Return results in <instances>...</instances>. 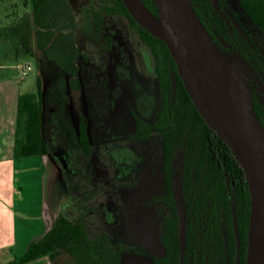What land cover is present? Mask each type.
Returning a JSON list of instances; mask_svg holds the SVG:
<instances>
[{
	"label": "trees",
	"instance_id": "1",
	"mask_svg": "<svg viewBox=\"0 0 264 264\" xmlns=\"http://www.w3.org/2000/svg\"><path fill=\"white\" fill-rule=\"evenodd\" d=\"M143 1L152 12L159 13L155 0ZM191 1L223 57L228 60V56H235L248 67L252 108L264 127V53L256 44L252 31L241 22L226 0H218V7L230 25L214 10L210 0ZM237 2L264 39V0ZM22 3L30 6V11L17 14L14 11L15 17L0 26V54L16 63L23 57L32 56L50 60L67 74L71 88L78 90L90 79V73H86L90 57L84 41L102 35L107 17L125 15L132 32L148 48L151 72L160 93L159 106L152 122L136 120L132 137L141 140L149 138L153 132L160 135L162 188L145 197L144 201V221L148 209H152L159 233L158 243L153 240L155 252L140 244L126 250L122 239L112 236L110 231H92L86 214L87 205L83 203L84 211H79L81 201L77 199L76 203L71 195V206L65 210L61 204L52 226L42 237L32 240L20 256L4 262L0 260V264H23L43 255L55 258L62 252H67L76 264H121L125 251L146 255L151 264H246L250 217L247 180L230 148L198 113L166 44L137 23L122 0H22ZM40 81L37 77L36 91L18 96L14 157L52 156L54 143L48 140L43 126L46 95ZM87 123V116H82L78 131L84 155L91 151ZM48 135H52L50 129ZM60 136L58 132L53 135L61 145ZM175 173L186 207V247L182 259L173 188ZM94 184L93 190L87 188L84 192L95 195L107 185L100 179ZM116 200H120V196L116 195ZM104 204L112 206L110 200ZM100 210L104 211L105 207ZM235 227L240 243L238 249ZM145 229H148L146 224L143 225ZM159 247H162L161 253Z\"/></svg>",
	"mask_w": 264,
	"mask_h": 264
},
{
	"label": "rangeland",
	"instance_id": "2",
	"mask_svg": "<svg viewBox=\"0 0 264 264\" xmlns=\"http://www.w3.org/2000/svg\"><path fill=\"white\" fill-rule=\"evenodd\" d=\"M226 1L232 10L238 13L241 22H243L246 27H249V29L252 31L256 44L264 53V39L262 34L258 31V29L255 28L254 25L250 24V21L243 14L237 0ZM23 10L30 11V6H24L22 0H0V26L9 23L10 20H12V17H15L14 11H16L17 14L21 13ZM102 33L110 37L111 41L114 43V46L107 54H105V59L106 62L108 61V63L105 65L106 67H102L103 70H106L108 76L105 75V79L100 76L99 81L103 82L102 84L106 88L108 92L107 95L111 100V95L112 97L117 96L115 101V111L117 112L119 110V113L121 114V111H127L129 107L134 106V102L132 100L135 95L138 94L140 97H145L146 105L151 108L150 114L152 117L150 120L153 119L158 104L157 82L155 78L149 73L150 69L147 52L143 48H137V41L139 37L134 31H131L129 19L122 14L107 17L104 28L102 29ZM102 37L103 36L100 35L98 36V39H102ZM87 51L89 56H91L93 59L102 60L103 57H101L100 52L95 48V45L88 44ZM4 63L13 64V66L10 68L14 71L13 75L18 73L22 65L26 63L30 64L31 69L19 82V92L23 93L27 91H36L37 77H40V86L42 87L43 94L46 95L47 99V101L45 100V104H43L44 107L42 111L44 121L43 126L47 138L48 129L50 127L52 135L59 131L65 136V139L69 145V149L77 150L79 147L78 141L76 139L78 130L77 127L79 124V114H85L88 112L87 99L83 91H76L74 88H71L68 84L67 74L59 67H56L55 64L50 60L36 59L32 56L23 57L19 63H16L12 60L4 58L0 54V65ZM228 63L233 68L235 73L241 77V79L243 78L247 86V92L251 96V87L249 85L250 73L248 67L232 55L228 56ZM5 70L6 68L0 67V76L6 75L4 73ZM97 71L101 72V69ZM98 76L99 75H97V77ZM139 85H142V87ZM257 92H259V89H257ZM53 101L56 102L57 108L53 103H51ZM97 103L98 102L96 100V105ZM105 107L108 108L107 103L105 104ZM50 108L56 109L50 110ZM133 109L135 108L133 107ZM145 110L148 112L147 108H145ZM92 112L94 122H97L98 112ZM111 117L112 116L110 115V118ZM131 118L132 116H129L126 119L125 115H120L121 121L129 120L132 127L133 125L131 123ZM47 121L49 123V127ZM124 134H126V125L116 124L113 127V136L117 137V139L122 138ZM90 144H92L90 146H93V148H91L90 154L84 156L77 152L72 154L73 165L77 168V170L80 169L81 172L84 173L85 177L88 175V165L93 163L92 167L94 168V153L92 150H94L95 144L94 142H91ZM159 145V139L156 141L155 136H153L150 140H147L144 144L146 156L150 155L151 158V160L148 161V168L150 170L145 176L144 180L138 182L137 178L133 176L132 180L134 181V187L130 185L126 188V190L124 189L123 191H119L117 189H115V191H108L109 200L114 209V212H112V224H107V222L104 223L102 220V213H96L99 211V204L106 201L107 199L106 196H108V194L104 195L106 193L104 192V189L101 191L104 194L100 193L99 195L88 196L84 198L80 195V193H82L87 188L92 190L95 188V184L90 180V177L88 176L89 178L87 182H85L86 179L83 181L85 186L82 185L81 180H79V177L77 176H75V179L71 182L70 179H67V175H64L62 166L56 160V158L49 156L48 163L45 166V186L47 187L48 191L47 203L50 207V210L56 215L60 208H62L61 204L63 209L66 210L68 206H71V203H69V194H72L74 200L79 199L81 201V205H83V203L87 205L86 214L88 215V224L90 225L92 231H110L112 236L118 239H123L124 243L129 244L124 245L126 250L132 247L133 244H140L151 252H155L153 240L155 239V241L158 243V221L152 212V209H148V215L144 221L145 216L142 210L144 205H142V202L145 200V197L160 192L162 188V177L159 169L160 165L157 161V159L160 157ZM121 154H123V152ZM120 167H122L126 172V169L123 166ZM94 169L96 170V167ZM98 173L100 178L106 175L110 178L114 176L112 169L105 172L103 168H100L98 169ZM113 181H115V179ZM70 186L72 189L71 193L70 191L68 192L67 189ZM132 189L137 192H133ZM116 195L120 196V200H116ZM76 200L75 202L77 203ZM117 203H120L119 207L116 206ZM134 205L137 207V209L140 206L141 208L139 210H133L132 207ZM137 223H140L138 226L139 229L135 230ZM144 224H146L148 229L143 230ZM158 252L161 251L158 250ZM21 254L22 252L13 250V252H11V257H8L7 259H1V261L4 262L9 258L20 256ZM51 261L52 264H76L75 260L67 252H62L55 258H52ZM121 264H151V260L146 255L125 251L122 254Z\"/></svg>",
	"mask_w": 264,
	"mask_h": 264
},
{
	"label": "water",
	"instance_id": "3",
	"mask_svg": "<svg viewBox=\"0 0 264 264\" xmlns=\"http://www.w3.org/2000/svg\"><path fill=\"white\" fill-rule=\"evenodd\" d=\"M122 1L142 28L166 44L198 113L227 144L242 168L250 194L246 264H264V127L252 108L245 81L221 54L191 0H155L158 14L152 12L143 0ZM210 2L230 25L218 7V0ZM224 79L231 80L245 93L241 106L233 101ZM173 186L178 204V242L182 255L186 246V211L177 174ZM235 234L239 245L236 227Z\"/></svg>",
	"mask_w": 264,
	"mask_h": 264
},
{
	"label": "flooded vegetation",
	"instance_id": "4",
	"mask_svg": "<svg viewBox=\"0 0 264 264\" xmlns=\"http://www.w3.org/2000/svg\"><path fill=\"white\" fill-rule=\"evenodd\" d=\"M115 15H121V14H115ZM112 16H114V15H112ZM255 28L258 29L256 26H255ZM132 30L133 29H131V31ZM103 33L101 35V36H103L102 39H98V37H93V40L90 39V40L84 41V47H85L86 51H87V45L93 44V45H95V48L99 50L100 55L103 58H102V60H97V59H93L91 56H89L90 57V62H89L90 67L87 68L86 73L87 72L90 73V79L84 81V84H82V87L80 89H78V90L74 89L76 91H83V93L87 99L88 112L85 114H81V113L79 114L78 127L81 125V117L87 116V118H88L87 128L89 130L88 131V133H89L88 143L90 144L91 142H94V144H95L94 150H92V151L94 153V155H93L94 168L96 167V170L92 167L93 163L91 165H88V168H89V170L87 168L88 175L85 177L84 173H82L80 169L77 170V168L72 163V154L73 153L77 152L80 155L84 156V154L81 152V142L79 140L80 136H79L78 130H77L76 139L78 141L79 147L77 150L76 149L75 150L69 149V145L67 143V140L65 139V136L62 133H60L59 131H58V133L61 134V136L59 137V138H61V139H59L60 140L59 142L62 143L61 145L58 143L57 139H54L53 135H51V136L48 135V138H49L48 140L51 141L52 143H54V145L51 149V151H52L51 157L56 158V160L61 164L62 169H63V173H64V175H67V179H70L72 182L75 179V176H77V177H79V180H81L82 185L84 184L83 181H85V179L88 180L89 177H90V180L93 181V183H95V181H98L99 179L103 180V181H105V183L108 186L104 185L102 187V189H100V191H103V189H104V192H106L105 194L103 192H100V193H103L104 195H106V194H108V191H110V190L115 191V189H117L119 191L120 190L123 191L124 189L126 190V188L129 187L130 185H132L134 187L135 186L134 181L132 180L133 176H135L137 178L138 182L145 179V176L147 175V173L150 170L148 168V161L151 160V158H150V155L146 156L144 144L146 143L147 140H150L153 136H155L156 141L159 139V142H160V145H159L160 157L157 159V161L159 162V165H160V163H161V139H160V135L155 133V132L151 133V135L147 139L136 140L135 138L132 137V134L134 133L135 128H136V120L137 119H139V120L142 119L143 121L152 122L154 120V118L156 117V113H157L158 106H159V99H160L159 98L160 93H159L158 84H157L158 104H157V108H156L155 115H154L153 119L150 120V118L152 117L150 114L151 108L146 105L145 97H140L138 94H136L132 100L134 102V106L129 107L127 109V111H125V110L121 111V114L125 115L126 119L129 116H132V118H131L132 119L131 123L133 125L132 127H131L129 120L121 121V119H120L121 114L119 113L120 112L119 110L117 112L115 111V108H116V102L115 101H116L117 96L112 97V95H111L110 96L112 98V100H111L107 95L108 92H107L106 88L102 84L103 82L99 81L100 76L103 79L106 78L105 77V75H107L106 70H103V68H102L103 66L107 65V63H108V61L106 62L105 54H107L110 51V49L114 46V43L111 41L110 37L107 35H104ZM108 38L110 40L109 44H108V41H109ZM138 47L143 48L148 54V48L139 39L137 41V48ZM139 54L141 55L140 52H139ZM148 63H149V69H150L149 73L155 78V75L151 72L152 68H151L149 55H148ZM99 69H101V72L97 71ZM122 73H124V72H122ZM97 75H99V76L97 77ZM155 80H156V78H155ZM156 82H157V80H156ZM139 86L142 87V85H139ZM93 90H94V93H93ZM96 100L98 102L97 105H96ZM46 101H47V99H46ZM92 101H93V103H92ZM51 103H53L57 108L56 102L53 101ZM106 103L108 105V108L105 107ZM133 107L135 109H133ZM56 108H50V110H54ZM145 108L148 109V112L145 110ZM92 111L98 112V121L97 122H94V117H92V115H93ZM110 115L112 116L111 118H110ZM47 124L49 127L48 121H47ZM116 124L117 125H120V124L126 125V134H124V136L122 138H119L121 140H119V139H117V137L113 136V127ZM49 129H50V127H49ZM56 143H58V145H56ZM90 145H92V144H90ZM156 145H157V143H156ZM90 147L93 148V146H90ZM122 152H123V154H121ZM100 155H101V157H100ZM120 166H123L126 169V172ZM100 168H103V170L105 172L107 170L112 169L114 176L112 178H110L106 175V176L100 178L99 173H98V169H100ZM120 169L122 170V172ZM159 169H160V166H159ZM175 174H177V173H175ZM114 179H115V181H113ZM173 182H174V180H173ZM71 186L67 188L68 192L71 190ZM173 188H174V186H173ZM139 190H140V188H139ZM132 191L137 192V191H134L133 189H132ZM100 193L95 194V195H99ZM71 195L69 194L70 197H71ZM80 195L83 196L84 198H86L88 196H94V195H89V193L87 194V192H84V191L82 193H80ZM106 197H107L106 202H108L109 201L108 200L109 194ZM144 201L142 202V205L145 206ZM183 201H184V199H183ZM104 203H105V201L101 202L99 204L98 210L102 213L103 222L104 223L107 222V224H112L111 223V222H113L112 212H114L113 211L114 209L112 206H106ZM78 205H79V211L80 210L84 211V210H82V206L84 204L81 205V203H79ZM140 205H141V203H140ZM102 206L105 207L104 211L100 210V208ZM116 206L119 207L120 203H117ZM141 206L137 209V207L134 205L132 208H133V210H135V209L139 210L141 208ZM144 206L142 207L143 213L145 211ZM177 207H178V204H177ZM185 211H186V207H185ZM143 213H142V215H143ZM133 221H134V219H133ZM139 225H140V223H137V226H139ZM122 242H123V239H122ZM125 244H127V243H124V245ZM127 245H129V244H127ZM239 245H240V243H239ZM239 245L236 244L237 249L239 248ZM134 247H135V244H133V246L130 248H134ZM161 249H162V247H159V251H161ZM180 259H182V255H180Z\"/></svg>",
	"mask_w": 264,
	"mask_h": 264
},
{
	"label": "crops",
	"instance_id": "5",
	"mask_svg": "<svg viewBox=\"0 0 264 264\" xmlns=\"http://www.w3.org/2000/svg\"><path fill=\"white\" fill-rule=\"evenodd\" d=\"M12 66L0 65L6 68V75L0 76V260L11 257L13 250L23 253L48 231L56 216L45 186L49 155L13 156L21 78L19 71L13 75ZM51 260L43 255L23 264H52Z\"/></svg>",
	"mask_w": 264,
	"mask_h": 264
},
{
	"label": "bare ground",
	"instance_id": "6",
	"mask_svg": "<svg viewBox=\"0 0 264 264\" xmlns=\"http://www.w3.org/2000/svg\"><path fill=\"white\" fill-rule=\"evenodd\" d=\"M162 1V0H159ZM224 85L227 89L228 93L232 97L233 101L238 105L241 106L245 99V93L241 91L231 80L224 79Z\"/></svg>",
	"mask_w": 264,
	"mask_h": 264
},
{
	"label": "built area",
	"instance_id": "7",
	"mask_svg": "<svg viewBox=\"0 0 264 264\" xmlns=\"http://www.w3.org/2000/svg\"><path fill=\"white\" fill-rule=\"evenodd\" d=\"M31 69V66L29 63H26L22 65L21 69L19 70V76L20 78H24V76L28 73V71Z\"/></svg>",
	"mask_w": 264,
	"mask_h": 264
}]
</instances>
